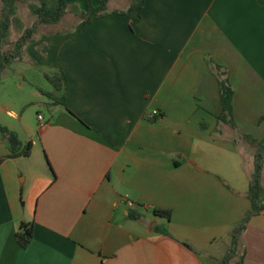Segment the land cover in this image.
<instances>
[{
    "label": "crops",
    "instance_id": "0c3cea01",
    "mask_svg": "<svg viewBox=\"0 0 264 264\" xmlns=\"http://www.w3.org/2000/svg\"><path fill=\"white\" fill-rule=\"evenodd\" d=\"M142 1L136 22L122 14L131 0H109L84 29L79 19L24 50L61 70L67 92L37 121L44 174L31 205H19L20 158L0 165V264H223L229 254L251 208L255 150L243 136L264 139V0ZM216 66L236 129L217 120ZM154 209L170 211L168 235L155 232L165 220ZM28 222L23 249L16 234ZM239 238L242 264H264V212Z\"/></svg>",
    "mask_w": 264,
    "mask_h": 264
},
{
    "label": "trees",
    "instance_id": "16d2710c",
    "mask_svg": "<svg viewBox=\"0 0 264 264\" xmlns=\"http://www.w3.org/2000/svg\"><path fill=\"white\" fill-rule=\"evenodd\" d=\"M86 9L78 14L81 19L84 29L93 19L101 18L109 14L107 11V3L109 0H98L99 4L97 7L91 5L90 0H83ZM2 6L0 9V48L7 43L10 23L12 20L18 22L16 19L17 3H24L28 5L30 13L36 17V23L28 29H25L20 38L15 42L14 52L8 55L12 60H20L22 56L20 53L23 52V48L29 43L35 40V33L37 26L45 25H57L64 18L70 5L72 4L69 0H0ZM143 5L142 0H131L130 6L124 12L123 15L127 16L133 22L140 19V11ZM8 56H4L0 61V81L1 74L5 66H8L10 60ZM216 70L218 88L221 99L222 111L217 117L220 123L229 125L231 128L236 129L237 125L232 117V98L233 89L230 86L225 71H222L219 67H214ZM46 79L50 82L53 87L52 92H45L42 94L50 100V105L65 106L64 98L67 92V83L61 70H57L54 74L46 76ZM0 136L6 142L9 153L5 157H0V165L6 159H17L23 156H28L31 151L32 143L22 144L17 134L6 127L0 126ZM245 142L252 148L255 153L253 157V171L250 175L249 190L247 198L251 203V208L243 218L242 222L231 232V249L229 254L223 260V264H228L230 258L233 255L238 256L239 252L236 250L240 243V235L245 229L248 221L256 215L264 212V185L262 184V176L264 172V139L261 141L254 140L249 136H243ZM153 215L157 218L165 220V224L156 226L155 232L168 235L167 223L170 220V211L154 209ZM132 218L138 219V214L132 212ZM32 222L21 223L19 225L16 241L17 244L26 249L33 238L32 234ZM244 253L238 256L237 264H242Z\"/></svg>",
    "mask_w": 264,
    "mask_h": 264
},
{
    "label": "rangeland",
    "instance_id": "374dc122",
    "mask_svg": "<svg viewBox=\"0 0 264 264\" xmlns=\"http://www.w3.org/2000/svg\"><path fill=\"white\" fill-rule=\"evenodd\" d=\"M76 5V3L70 5L68 12L58 25L37 26L35 40L41 34H47L48 31L53 32L59 29L72 28L75 22L79 20L78 14L80 12L75 8ZM1 6L0 2V9ZM16 19L18 22L12 20L10 23L7 43L0 48V61L4 56L14 52L15 42L24 30L31 28L37 20L30 13L28 5L24 3H17ZM27 46L23 49L25 50ZM24 50L20 53L22 56L20 60L14 61L8 56L10 62L8 66L4 67L0 81V125L11 127L14 131H17L19 140L23 145L27 144V139H31L36 144L35 147H31L30 154L20 157L17 163L18 170L21 172L19 176L15 177L18 191H21V195L19 194L20 206H24L25 201H28V205H31L30 200L37 188L34 177L44 174L43 154L37 140L39 132L37 121L38 116L49 118L51 108L54 106L50 105L51 102L46 96L40 94L53 91V87L46 76H50L57 71L49 66L32 65L27 58H24ZM3 107L14 111L16 115L6 113Z\"/></svg>",
    "mask_w": 264,
    "mask_h": 264
},
{
    "label": "built area",
    "instance_id": "2783aa9c",
    "mask_svg": "<svg viewBox=\"0 0 264 264\" xmlns=\"http://www.w3.org/2000/svg\"><path fill=\"white\" fill-rule=\"evenodd\" d=\"M156 115H158V112L157 111H153L152 113H151V118H153L154 116H156ZM42 117L41 116H38V120L39 121H42ZM40 127H42V125H40ZM126 203H127V205L129 206V207H133V204L130 202V201H128V200H126Z\"/></svg>",
    "mask_w": 264,
    "mask_h": 264
}]
</instances>
